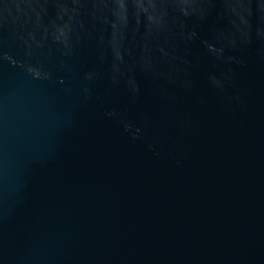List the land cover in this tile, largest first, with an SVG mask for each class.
<instances>
[{"label":"water","instance_id":"95a60500","mask_svg":"<svg viewBox=\"0 0 264 264\" xmlns=\"http://www.w3.org/2000/svg\"><path fill=\"white\" fill-rule=\"evenodd\" d=\"M0 264H264V0H0Z\"/></svg>","mask_w":264,"mask_h":264}]
</instances>
